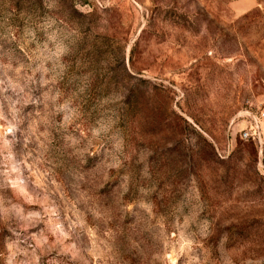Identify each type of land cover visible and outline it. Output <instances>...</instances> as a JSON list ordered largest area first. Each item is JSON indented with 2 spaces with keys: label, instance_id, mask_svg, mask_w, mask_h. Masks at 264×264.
<instances>
[{
  "label": "rangeland",
  "instance_id": "374dc122",
  "mask_svg": "<svg viewBox=\"0 0 264 264\" xmlns=\"http://www.w3.org/2000/svg\"><path fill=\"white\" fill-rule=\"evenodd\" d=\"M232 2L0 0V264H264V0Z\"/></svg>",
  "mask_w": 264,
  "mask_h": 264
},
{
  "label": "crops",
  "instance_id": "0c3cea01",
  "mask_svg": "<svg viewBox=\"0 0 264 264\" xmlns=\"http://www.w3.org/2000/svg\"><path fill=\"white\" fill-rule=\"evenodd\" d=\"M231 6L237 15H243L257 7V0H233Z\"/></svg>",
  "mask_w": 264,
  "mask_h": 264
},
{
  "label": "built area",
  "instance_id": "2783aa9c",
  "mask_svg": "<svg viewBox=\"0 0 264 264\" xmlns=\"http://www.w3.org/2000/svg\"><path fill=\"white\" fill-rule=\"evenodd\" d=\"M263 116H264L263 114L260 115V117H263ZM260 117L252 115V118H251L252 122H253L252 124H253V127H254V135L257 137L258 140H260V130H259L258 126H257V123L259 122V118ZM242 136H243L244 139H248L252 135L249 132H247V131H243Z\"/></svg>",
  "mask_w": 264,
  "mask_h": 264
}]
</instances>
